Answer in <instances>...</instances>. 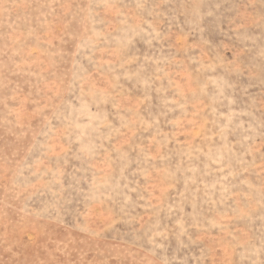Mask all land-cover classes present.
<instances>
[{
	"label": "rangeland",
	"instance_id": "obj_1",
	"mask_svg": "<svg viewBox=\"0 0 264 264\" xmlns=\"http://www.w3.org/2000/svg\"><path fill=\"white\" fill-rule=\"evenodd\" d=\"M0 264H264V0H0Z\"/></svg>",
	"mask_w": 264,
	"mask_h": 264
}]
</instances>
